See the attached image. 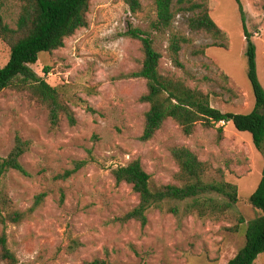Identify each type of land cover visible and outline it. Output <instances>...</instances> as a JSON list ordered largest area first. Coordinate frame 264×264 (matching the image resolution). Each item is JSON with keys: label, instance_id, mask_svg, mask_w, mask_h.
I'll list each match as a JSON object with an SVG mask.
<instances>
[{"label": "rangeland", "instance_id": "obj_1", "mask_svg": "<svg viewBox=\"0 0 264 264\" xmlns=\"http://www.w3.org/2000/svg\"><path fill=\"white\" fill-rule=\"evenodd\" d=\"M172 1L177 13L171 30L158 32L151 29L156 18L153 0H139L136 15L124 0H89L87 26L66 38L62 48L39 55L31 68L49 86L59 88L75 118L73 126L60 116L52 128L47 109L27 91L10 87L0 92V159L20 138L27 149L19 161L28 174L9 171L0 177V200L7 212H24L44 194L42 204L21 223L0 225L19 264H227L243 247L245 226L239 225L237 232L231 228L238 214L245 223L259 215L248 199L264 172V159L251 136L230 123L211 128L198 123L186 136L167 120L150 141L139 140L148 105L140 102L145 81L130 78L139 71L143 56L141 43L125 35L129 25L150 34L161 56L163 77L208 95L210 106L222 113L247 114L254 106L235 0H206L210 18L226 34L224 40L189 30L188 20L197 13L189 8L202 0H184L182 5ZM239 1L264 89V0ZM0 6L4 22L14 28L21 3L0 0ZM171 33L189 40L179 52L182 68L173 64L168 51ZM214 43L224 48L211 47ZM8 59L9 47L0 40V67ZM173 148H185L206 164L207 181L221 172L236 186L234 212L219 219L178 220L152 210L144 228L135 221L121 223L138 197L129 185H116L112 171L139 160L154 186H178ZM81 161L85 165L69 179H55ZM254 264H264V253Z\"/></svg>", "mask_w": 264, "mask_h": 264}, {"label": "trees", "instance_id": "obj_2", "mask_svg": "<svg viewBox=\"0 0 264 264\" xmlns=\"http://www.w3.org/2000/svg\"><path fill=\"white\" fill-rule=\"evenodd\" d=\"M20 12L12 28L6 24L0 13V40L9 47V59L0 67V92L15 87L27 91L31 99L36 100L48 111L49 123L52 128L60 122V116L66 118L69 125L75 124L73 113L65 105L60 96L59 88L49 86L38 77L31 66L35 65L41 53H51L63 47L64 40L77 30L87 26L86 14L89 0H18ZM132 15L141 8L139 0H124ZM184 0H178L183 4ZM242 22L245 38L246 78L254 97V106L247 114L222 113L210 106L209 97L198 90L188 88L180 80L163 77L159 73L160 54L155 51L150 34L129 25L126 36L141 43L142 62L138 72L130 78L145 81L146 93L140 102L148 105L144 115V127L139 138L141 142L150 141L167 120L174 121L184 135L192 133L196 124L206 128L216 124H232L239 133L251 136L257 152L264 159V89L256 71L255 45L245 26V16L239 0H235ZM155 21L151 29L158 32L170 31L177 11L173 10L172 0H153ZM186 3V2H185ZM1 8V6H0ZM180 8L178 11H182ZM190 11L197 12L188 20V28L192 32H205L215 40L226 39V34L210 18L206 0L191 4ZM189 43L182 35L171 33L168 51L177 68L181 46ZM211 47L224 48L223 44L214 43ZM45 67L43 73H48ZM88 112L94 113L91 108ZM221 132V131H220ZM26 143L20 138L8 156L0 159V177L9 171L28 176L20 164L21 156L26 152ZM171 156L178 165L176 176L179 185L154 186L149 175L143 170L139 160L112 171L116 185L124 183L131 187L138 197V204L122 218L121 223L135 221L142 228L147 225V214L152 210L165 212L180 220L188 216L200 219H219L229 212H234L238 203V191L235 185L226 182L221 172L218 178L205 179L207 166L185 148H173ZM85 161L75 162L71 170H66L55 179L67 180L85 165ZM44 194L34 198L33 205L26 211H5V202L0 200V225L19 224L31 215L43 202ZM252 209L258 216L245 223L241 215H237V225L231 231L237 232L239 225L245 226L244 245L227 264H254L264 253V172L255 191L248 199ZM0 264H19L16 256L8 247L4 230L0 232ZM87 264H107L95 260Z\"/></svg>", "mask_w": 264, "mask_h": 264}]
</instances>
